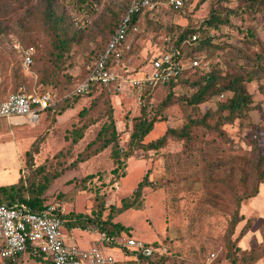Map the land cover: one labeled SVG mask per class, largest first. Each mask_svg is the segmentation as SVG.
<instances>
[{"label": "rangeland", "instance_id": "obj_1", "mask_svg": "<svg viewBox=\"0 0 264 264\" xmlns=\"http://www.w3.org/2000/svg\"><path fill=\"white\" fill-rule=\"evenodd\" d=\"M51 1L56 14L66 9L72 29L83 33L82 41L70 46L55 80L42 53L45 44L48 47L39 30L44 0H0V28L5 31L0 36V100L18 91L12 85L16 78L20 88L48 92L56 104L34 124L26 117L0 119V186L13 184L20 176L23 186L40 184L57 174L42 195L44 202H58L72 218L109 220L126 228L128 236L154 249L150 259L137 258L140 264H231V258L235 264H246L251 254L258 257L252 264H264V185H258L255 197H244L238 208L232 200V196L251 194V182L260 178L256 172L262 175L264 170V161L256 166L258 158L264 160V77L245 83L252 102L229 123L224 122L226 111H215L229 92L196 110L178 102L164 106L168 94L174 101L191 94L181 84L142 91L124 84L121 88L99 85L88 94L74 95V86L86 77L107 40L104 30H99L100 21L109 22L110 12L115 13L125 0ZM251 1L184 0L178 11L159 3L140 20L132 61L118 62L115 73L139 77L145 58L161 52L166 38H175L185 28H201L213 10L227 14V21L210 30L213 36L199 59L221 75L249 70L253 62L261 63L259 55L264 52V0ZM105 6L109 9L103 12ZM26 37L36 40L34 70L23 66ZM207 108L215 112L210 124L220 132L193 126L188 138H169L158 150L129 145L142 114L154 120L142 140L147 144L167 129L179 130ZM105 139L111 142L101 150ZM208 173L225 184L206 190ZM231 183L236 184V192L228 195ZM236 210L240 221L229 231ZM94 230L72 229L70 241L86 249L96 241ZM104 250L115 264L135 259L116 248ZM28 264L39 263L28 260Z\"/></svg>", "mask_w": 264, "mask_h": 264}, {"label": "trees", "instance_id": "obj_2", "mask_svg": "<svg viewBox=\"0 0 264 264\" xmlns=\"http://www.w3.org/2000/svg\"><path fill=\"white\" fill-rule=\"evenodd\" d=\"M85 1V0H82ZM82 1L80 3L82 4ZM134 0H125L122 1L119 5V9L115 13L110 12L109 22H105L104 20L100 21L101 25L99 27L100 31H103L106 33L107 40L101 48L100 52L98 53L97 57L103 53L105 50L109 40L113 36L115 30L122 22L125 14L127 13L128 9L130 8L132 2ZM150 3L157 4L154 5V8L158 6V3H160V0H148ZM255 1V0H254ZM254 1H251V4H253ZM44 5L42 8V18H41V24L39 26L40 34L43 35L44 39L48 43L45 44L43 52L45 60L49 62L51 65L50 72L52 74L53 79L55 80L58 78L59 71L61 68H63V65L65 63V55L68 54L70 46L77 42L80 43L83 38L82 30L79 29H72L73 23H72V17L69 13H67L66 9H62V12L60 14H56L54 9L52 8V1L51 0H44ZM80 4V5H81ZM79 5V6H80ZM184 7V0L182 3V6L180 7H172L169 6L174 11L181 10ZM152 8L151 10L146 8H143L133 14L130 15V20L128 23V30L126 35V40L131 41V46L128 50L123 51H117L118 58L121 62H127L130 63L132 61L130 59V56L132 55V52L134 50V43H135V36L139 33V23L141 18L148 15V13H152L154 10ZM109 9V6H105L103 9V12L107 11ZM144 10V11H143ZM68 14V15H67ZM106 20V19H105ZM227 21V14H221L217 11H211L209 14V17L204 19V21L201 24V28H185L181 31H178L176 33L175 38H166L164 40V49L166 50L170 47H173L175 50H178L179 52V58L182 62L186 63L183 68L175 75H173L168 82L164 84H158L155 86L156 88H164L168 87L171 88L172 86L181 84L183 86L189 87L192 92L189 96H182L181 98H175L172 95H167L165 97L166 101L164 106H166L169 103H184L191 107L192 109H197L200 105L206 104L214 96H217V99L223 98V92H229L230 96L229 98H226L225 101H223L221 104L216 106L215 111H226V116H224V122H232L235 118L241 116L243 113L246 112L249 105L252 102L251 95L247 92L245 88L246 82H258V80L261 77H264V52L263 54L259 55L260 62L252 63L251 68L249 70H244L243 72L238 73H232L224 75L219 74L210 66L209 62L207 61H201L199 59L198 54L201 50L209 46L211 31L216 30L221 24L225 23ZM101 28V29H100ZM133 28H135V31H133ZM38 29L36 31H39ZM211 30V31H210ZM5 31L0 28V36H4ZM192 37H195V40H192ZM27 38V37H26ZM1 41V40H0ZM2 42V41H1ZM0 42V43H1ZM25 45L24 49L32 48V46L35 47L36 40L34 38H27L24 40ZM133 44V45H132ZM47 47V49H46ZM13 51V50H12ZM34 51V50H33ZM116 53H111L109 60L115 58ZM153 56V55H152ZM152 56H149V58H145V62L143 61V67L141 70L138 71L139 76L144 71L149 70V60ZM96 57V59H97ZM199 61L198 66L192 67L190 65V62L193 59H196ZM95 59V60H96ZM177 59V60H178ZM38 57H33L31 69H35V65L37 64ZM88 71V69H87ZM86 78V77H85ZM85 78H83L80 82H78L72 91L76 88V86L81 83ZM13 87H18V91L13 92L11 94H15L19 92L20 84H18V81L16 78L12 81ZM94 86H99L98 84H94L91 89ZM91 89L85 93L88 94ZM148 90V88L146 89ZM29 92V91H28ZM32 93V92H29ZM45 93V92H41ZM151 92L146 91L145 94H150ZM10 94V95H11ZM74 95H84V94H75ZM222 95V97H220ZM9 96V95H8ZM4 98L3 100H6L8 98ZM146 96V95H145ZM4 97V96H3ZM1 100V101H3ZM56 104L52 105L48 109L44 110L42 113L49 112L53 107H55ZM163 106V107H164ZM144 108H141L142 112L144 113ZM215 112L212 110V108H207L204 113H202L200 116L197 115V117H194L191 122L188 124L182 125V127L179 130L174 129H167L162 136L159 138L147 143L143 144L142 140L144 137L150 132L152 129V125L154 123V120H150L144 117V114H142L135 126L133 127V130L130 134L129 138V145L132 149H143L146 151L149 150H158L162 148L167 139L169 138H188V131L190 127H197V128H204L206 130L220 132L218 126L214 124H210L212 116ZM5 119V118H0ZM83 130V128H81ZM111 142V139H105L102 142L101 150L105 149ZM127 156V154H125ZM129 157V156H127ZM263 158H258L256 166L263 164ZM257 175H260L256 181L251 182V186L253 187L252 193L245 195V196H232V200L234 201V205L238 208L240 201L245 198H251L255 197L256 194H258L257 187L258 185H264V170L261 175V172H256ZM57 177V174H52L48 177L47 180L42 181L40 184L31 182L27 186H23V180L20 177H18L17 181L13 184L0 186V204L5 205H12L14 203H22L29 207H31L34 210L42 209L44 204V198H42V195L47 190L49 181H51L53 178ZM206 181H205V188L208 190L210 187H213L214 185L218 184H225L224 179H217L213 176V174H206ZM26 181L29 182L27 179ZM144 181L140 182L136 191L135 195L139 196L140 190L142 186L144 185ZM235 183L229 184L227 186L229 194H233L236 192ZM231 199V196H229ZM231 200V201H232ZM128 206H125V209H127ZM62 219L64 220V225L67 230L72 229H81V230H87L88 228L92 227L95 229V232H102L106 233L108 236L115 237V238H130L128 236L127 232L128 230L126 228H123L120 225L117 224H111L109 220L101 221L98 220H91V219H85L80 216L71 217L70 214H64L62 215ZM240 221V218L238 216L237 210L233 214V217L230 222L229 231L233 230L234 225H236ZM92 225V226H90ZM264 234V232H263ZM145 247H149L154 251L153 247L146 242H143ZM124 255H133L135 259L133 261H127L120 264H140L138 261L143 259H150V256H154L153 252L150 256H142L140 252L132 249H124L122 251ZM151 257V258H152ZM138 258V260H137ZM0 264H28V260L32 262H38L39 264H46L43 262L39 257H32L28 254L23 255L22 257L18 258H7V259H0ZM256 260H258L257 256H253L252 254L248 258V262L246 264H252ZM124 261V260H123ZM126 261V260H125ZM231 264H235L234 260L231 258Z\"/></svg>", "mask_w": 264, "mask_h": 264}, {"label": "built area", "instance_id": "obj_3", "mask_svg": "<svg viewBox=\"0 0 264 264\" xmlns=\"http://www.w3.org/2000/svg\"><path fill=\"white\" fill-rule=\"evenodd\" d=\"M160 3L180 7L183 0H160ZM155 4L157 2L150 3L148 0L132 2L105 50L88 68L86 78L76 86L73 94H85L94 84L114 85L118 88L124 84L132 91H142L168 82L183 68L186 63L178 59L179 51L170 47L154 54L149 60V70L144 71L139 77L123 78L115 73L114 65L120 62L117 51L128 50L131 46V41L126 40L130 15L143 8L151 10ZM192 40H195V37H192ZM13 47L18 48V45L14 44ZM111 53H116L115 58L109 60ZM32 55V48L24 51L22 61L25 68L32 64ZM198 63L196 58L190 62V65L196 67ZM54 103L48 92L29 93L22 87L19 92L9 95L6 100H0V118L26 117L34 124L39 120L42 112ZM64 214L58 202L46 203L38 210L18 202L12 205L0 204V259H16L28 254L39 257L46 264H115L113 257L104 253L105 248H116L120 251L132 249L145 257L153 252L139 239L115 238L95 231L94 245L86 249L80 248L70 241L71 230L63 233L65 225L62 215Z\"/></svg>", "mask_w": 264, "mask_h": 264}]
</instances>
